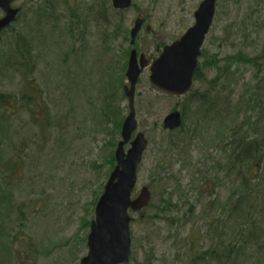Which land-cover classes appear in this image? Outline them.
I'll return each instance as SVG.
<instances>
[{
	"label": "rangeland",
	"instance_id": "rangeland-1",
	"mask_svg": "<svg viewBox=\"0 0 264 264\" xmlns=\"http://www.w3.org/2000/svg\"><path fill=\"white\" fill-rule=\"evenodd\" d=\"M202 1L133 0L122 14L112 0L14 2L20 13L0 32V61L22 34L35 69L29 76L0 67V92L13 99L0 107L9 114V136L0 139V264H79L87 254L86 221L95 218L94 198L121 138L101 115L106 71L118 68L133 47L153 60L195 23ZM139 16L145 25L131 45ZM203 52V77L194 90L210 94L200 95L208 112L189 103L192 96L155 89L149 67L136 86L137 131L149 146L133 197L148 186L152 205L130 211L128 264H264V132L258 127L264 128V111L255 97L257 88L264 94V73L256 77L252 65L232 58H264V0H218ZM225 57L232 67L221 72ZM216 60L222 61L213 66ZM122 97L114 107L124 120L129 104ZM184 107V130L164 131V117ZM241 135L245 142L262 140V154L251 165L240 156V176L227 171L226 162Z\"/></svg>",
	"mask_w": 264,
	"mask_h": 264
},
{
	"label": "water",
	"instance_id": "water-1",
	"mask_svg": "<svg viewBox=\"0 0 264 264\" xmlns=\"http://www.w3.org/2000/svg\"><path fill=\"white\" fill-rule=\"evenodd\" d=\"M15 0H0L4 15L0 18V30L6 28L17 18L19 10L12 6ZM116 9H126L132 0H112ZM217 0H203L196 10L195 23L178 40L166 45L163 52L150 65L152 84L172 95L187 93L193 84L198 57L216 12ZM144 20L136 19L131 30V43L135 42ZM149 29V27H148ZM149 66L144 54L138 57L136 49L130 53L126 77L128 85L129 113L121 127V140L115 150L116 165L109 175L95 207V218L91 221L87 239L88 253L81 258L80 264H124L130 261L132 216L147 207L151 201V191L143 186L136 197H132L137 184V172L149 141L143 132H137L138 121L135 109L136 84L142 70ZM164 127L170 130L182 125V114L176 110L164 118ZM137 132V133H136ZM135 135V136H134ZM130 143L128 150L125 146Z\"/></svg>",
	"mask_w": 264,
	"mask_h": 264
},
{
	"label": "trees",
	"instance_id": "trees-1",
	"mask_svg": "<svg viewBox=\"0 0 264 264\" xmlns=\"http://www.w3.org/2000/svg\"><path fill=\"white\" fill-rule=\"evenodd\" d=\"M123 12L124 11H118V13H120V14H122ZM72 36L75 37V33L72 34ZM31 52H32V45L30 43V40L28 38L24 37L22 34H19L17 36V38L15 39V42L12 45L11 52L7 56H3V61H0L1 62L0 67L15 71V72L22 74V75L31 76V75H33L34 69H35V63H34V61L32 62V60L34 58H33V55L31 54ZM13 58H15V59H13ZM232 58L237 59L238 61H240L242 63L252 65L256 70V73H255L256 77H258V76L262 75V73H264V68H263L264 67V58L262 57V55L250 57L247 54L239 53L238 56L235 55ZM232 58L225 57V60L223 61L224 63L222 65V67L220 68L221 72L223 70H224V72L230 71V69L232 67V62H233ZM126 61H127V59L124 58L122 60V63H119L121 65H119L118 68L116 67V65H114L112 68H110L109 70L106 71L107 82L104 86V89H102V91L104 93V97H106V100L104 101L103 106L100 108L101 109V115L103 116V118L105 120L111 119V121L113 123V127H116L117 132H120L123 117L119 113L118 106L114 107V100L118 96H119L120 100H121V98H123L122 96H125L124 91H123V86H124V82H125V69L127 66ZM220 61H222V60H216V61L212 62V65L218 66V62H220ZM111 70H116L118 72L117 73L118 77H115V75L111 72ZM221 74L222 73H218L211 79V83L213 85L217 84L219 82V80L221 78V76H220ZM202 77L203 76L201 75V67H199L198 70L196 71V74H195V80H200ZM31 80H33V79H31ZM113 84H117L119 86L118 91L112 89ZM262 91H263L262 88H257V90L255 92V97L258 99V102H259L258 106L262 107L261 110L264 111V99L261 98V96H264ZM200 95L203 97V99H206V97H208L210 94L206 93V92L199 94V92L197 90L193 89L192 91H190L187 94V96H192V98L188 102L189 103L193 102L195 104H198V105H200L201 111L208 112L209 110H207V108H206L205 101L200 100V98H202V97H200ZM255 97L253 96L250 98L252 101H254ZM11 100H13L12 96L0 92V107H4L5 103L10 102ZM185 111H186V108L185 107L182 108V113H183L184 117H185ZM8 115H9L8 112H5V111H3L2 114H0V139H1V137H3L2 135H4V134H5L4 136H6V137L9 136L7 134L8 127L5 126L7 124ZM116 117H118V119H120V120L116 121ZM216 117H217V115H216ZM261 122L264 123V118L262 119ZM184 125H185V123L183 124V126ZM183 126L180 128V130L181 129L184 130ZM258 127H261V128H259V130H260L259 133H263L264 128L261 125H258ZM164 131L167 132L169 130L164 129ZM171 132L172 131H169V133H171ZM178 141L181 142V140H178ZM261 147H262V140L255 139V140H251L249 142L248 141L245 142V138H243V136L241 135L240 141L239 142L235 141L233 143V152L236 155L233 156V154H231V153L228 155V160L226 162L227 171H230L232 173L237 172L238 175H240V171H243L244 167L238 161V158L240 156H242V157H244L245 160H250L247 163V165H251L253 163L254 158H260L261 157V154H262L261 153ZM114 166H115V157H114V151H112L109 170L111 171ZM109 170H108V172H109ZM244 175H245V173H244ZM242 177H244V176H242ZM97 200H98V194L94 198V204L95 205H96ZM150 205H152V203ZM89 224H90V221L87 220L86 225L89 226ZM12 244H13V241L11 242V247L13 250ZM22 244H23V242H22ZM22 244H21V246H22ZM2 253L3 252L1 249V245H0V255ZM142 264H153V263H152L151 259H147Z\"/></svg>",
	"mask_w": 264,
	"mask_h": 264
}]
</instances>
